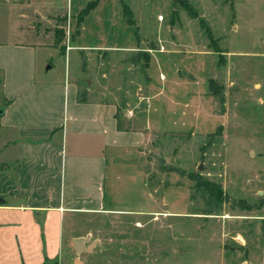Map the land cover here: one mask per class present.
Masks as SVG:
<instances>
[{
	"label": "rangeland",
	"instance_id": "1",
	"mask_svg": "<svg viewBox=\"0 0 264 264\" xmlns=\"http://www.w3.org/2000/svg\"><path fill=\"white\" fill-rule=\"evenodd\" d=\"M89 1L0 0L33 20L43 42L57 46L40 50L41 66L45 56V69L52 66L49 77H63L67 68L81 80V97L118 104L124 128H141L147 97L169 117L160 138L138 154L141 198L129 193L121 201L129 208L75 216L72 234L90 250L77 254L72 245L65 260L47 264H259L264 0H188L213 36H221V61L198 20L172 0H124L137 34L118 0L98 3L78 25ZM141 51L150 55L147 67ZM195 177L221 185L225 198L213 204L214 214H205L207 195L195 188Z\"/></svg>",
	"mask_w": 264,
	"mask_h": 264
},
{
	"label": "crops",
	"instance_id": "2",
	"mask_svg": "<svg viewBox=\"0 0 264 264\" xmlns=\"http://www.w3.org/2000/svg\"><path fill=\"white\" fill-rule=\"evenodd\" d=\"M41 47L57 46L43 42L20 9L0 2V264L61 262L72 245L76 251L75 216L129 208L121 203L129 193L141 198L138 154L169 117L147 97L141 128H124L118 104L81 97V80L66 67L63 77H49ZM89 248L83 241L80 252Z\"/></svg>",
	"mask_w": 264,
	"mask_h": 264
},
{
	"label": "trees",
	"instance_id": "3",
	"mask_svg": "<svg viewBox=\"0 0 264 264\" xmlns=\"http://www.w3.org/2000/svg\"><path fill=\"white\" fill-rule=\"evenodd\" d=\"M100 1L101 0H91L87 3V5L83 9L80 10V12L78 13V18H77L78 25L81 23L83 16L85 14H87L89 11H91L92 9H94ZM172 1H173V5H176V4L181 5L187 11V13L190 17L198 20L199 24L204 29L205 34L207 35L210 44L212 43L214 45V48H215L214 52L216 54L220 55L219 61H221L222 52L219 50V47L216 45L217 38H215L213 36L211 28L206 23V21L199 15L198 12H196L193 9V7L191 6V4L189 3L188 0H172ZM119 3L121 5L123 16L126 18L128 24L134 26L135 32L137 34V25L133 19V13H132L129 5L124 0H119ZM139 55L140 56L142 55L144 62H145V66L147 67L148 62L150 60V55L145 51H141L139 53ZM216 88H220V87L216 86ZM211 91L213 92V90H211ZM220 101H221V103H224L223 97L220 98ZM118 127L120 128L119 124H118ZM171 170L174 172H177L180 175H184L183 172H179L176 169H171ZM191 180H193L195 182V188L196 189H201L207 195V206H208V208L205 211L206 212L205 214H207V215L214 214L216 212V210H214L213 204H215L216 206H220V204L223 203L224 198H225L221 185L217 184L215 182H212V181L205 180L201 177H195V178H192Z\"/></svg>",
	"mask_w": 264,
	"mask_h": 264
},
{
	"label": "water",
	"instance_id": "4",
	"mask_svg": "<svg viewBox=\"0 0 264 264\" xmlns=\"http://www.w3.org/2000/svg\"><path fill=\"white\" fill-rule=\"evenodd\" d=\"M220 74H221V72H218L217 73V76H216V81H217L218 84H220ZM0 113H1V110H0ZM198 170L200 171L201 170V167H198ZM83 241L84 240L82 238L76 239L74 241V245L76 247L77 253H80L81 248H83ZM88 250H90V248ZM76 264H80V263H77L76 262Z\"/></svg>",
	"mask_w": 264,
	"mask_h": 264
}]
</instances>
